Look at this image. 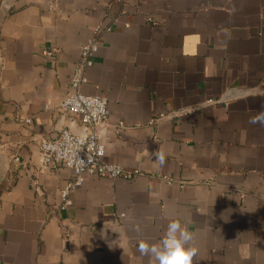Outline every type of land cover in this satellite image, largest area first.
I'll return each mask as SVG.
<instances>
[{"label":"crops","instance_id":"obj_1","mask_svg":"<svg viewBox=\"0 0 264 264\" xmlns=\"http://www.w3.org/2000/svg\"><path fill=\"white\" fill-rule=\"evenodd\" d=\"M103 25L81 91L107 98L101 160L133 175H86L59 209L72 171L39 141L81 130L58 104ZM262 110L264 0H0V264H147L171 220L199 264H264Z\"/></svg>","mask_w":264,"mask_h":264},{"label":"built area","instance_id":"obj_2","mask_svg":"<svg viewBox=\"0 0 264 264\" xmlns=\"http://www.w3.org/2000/svg\"><path fill=\"white\" fill-rule=\"evenodd\" d=\"M110 29L109 25L97 27L81 45L77 61L68 80V91L58 104L61 111L75 117L81 125L78 132L67 127L53 138L39 141L40 163L43 167L65 166L71 169L70 180L60 191L59 209L72 203V192L86 175L130 177L133 173L120 165L101 160L103 154L102 128L108 114L107 98L81 91L87 80L85 70L93 64L98 36ZM26 122L29 119H25Z\"/></svg>","mask_w":264,"mask_h":264},{"label":"clouds","instance_id":"obj_3","mask_svg":"<svg viewBox=\"0 0 264 264\" xmlns=\"http://www.w3.org/2000/svg\"><path fill=\"white\" fill-rule=\"evenodd\" d=\"M249 123L264 127V110L249 118ZM157 167L166 163V153L159 150L156 153ZM137 232L139 226L135 227ZM141 258H147V264H199L196 257L198 246L193 242V235L177 220H171L163 236L155 241L141 240L138 245Z\"/></svg>","mask_w":264,"mask_h":264},{"label":"water","instance_id":"obj_4","mask_svg":"<svg viewBox=\"0 0 264 264\" xmlns=\"http://www.w3.org/2000/svg\"><path fill=\"white\" fill-rule=\"evenodd\" d=\"M5 4V3H4ZM4 8H5V5L3 6ZM0 181H1V179H0Z\"/></svg>","mask_w":264,"mask_h":264}]
</instances>
